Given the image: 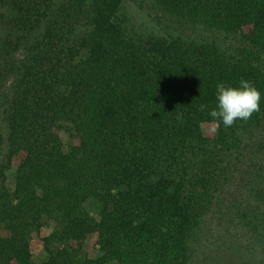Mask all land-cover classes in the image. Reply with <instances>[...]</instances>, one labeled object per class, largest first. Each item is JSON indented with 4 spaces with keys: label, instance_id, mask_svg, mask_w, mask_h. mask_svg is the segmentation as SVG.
<instances>
[{
    "label": "trees",
    "instance_id": "obj_1",
    "mask_svg": "<svg viewBox=\"0 0 264 264\" xmlns=\"http://www.w3.org/2000/svg\"><path fill=\"white\" fill-rule=\"evenodd\" d=\"M150 1L155 25L124 0H0V264H186L243 158L264 155V0ZM241 78L260 111L217 127L216 85ZM232 215L264 241L263 213Z\"/></svg>",
    "mask_w": 264,
    "mask_h": 264
},
{
    "label": "rangeland",
    "instance_id": "obj_2",
    "mask_svg": "<svg viewBox=\"0 0 264 264\" xmlns=\"http://www.w3.org/2000/svg\"><path fill=\"white\" fill-rule=\"evenodd\" d=\"M139 1H146L149 4L152 2L150 0H124V4L127 6V12L135 17L136 23L145 22L147 25L151 21V24L155 25L151 19L155 16L154 13L157 15L156 9L151 4L150 7L155 9L153 10L154 12L137 9ZM204 36L210 37L212 34L205 33ZM218 38L222 42H228V39L223 37V35H219ZM208 125L209 127L205 128L213 132L214 126L211 124ZM262 135L264 137V131ZM252 145L256 146L257 144L254 143ZM252 147L250 151L256 148L254 146ZM262 163H264V155L262 152L252 157L247 156L243 158V165H240L241 167L238 166L240 168L235 172L233 182L227 188L229 194L236 196V200L232 203L230 199L231 195L227 194L225 195V203L222 207L217 208L212 216L207 214L202 232H199L196 241L190 244L191 251L186 264H264V241L260 240L257 242L249 238L246 233L241 232L243 230L241 227L238 229V226L241 224L237 220H234L236 216L233 217V220L231 217V220L229 218L238 207L240 209L247 208V210L254 207L257 211L264 214V202H260L256 197L252 196L255 179L258 178L252 176L254 180H251L247 174V170L255 169ZM243 173L244 175L241 180ZM7 178L11 180V171H7ZM90 204L95 205L93 200H90ZM30 247L34 256L40 255L41 242L38 238L31 240ZM96 249L95 235H88L84 241L83 250L89 255H93Z\"/></svg>",
    "mask_w": 264,
    "mask_h": 264
},
{
    "label": "clouds",
    "instance_id": "obj_3",
    "mask_svg": "<svg viewBox=\"0 0 264 264\" xmlns=\"http://www.w3.org/2000/svg\"><path fill=\"white\" fill-rule=\"evenodd\" d=\"M216 105L208 115L213 122L225 128L233 126L237 120L247 121L260 111L261 94L254 84L241 78L237 87L218 82L215 93ZM207 106L201 105L203 111Z\"/></svg>",
    "mask_w": 264,
    "mask_h": 264
}]
</instances>
